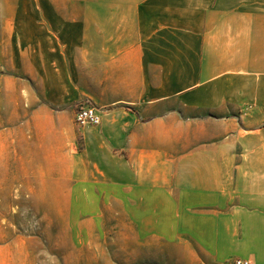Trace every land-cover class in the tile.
Instances as JSON below:
<instances>
[{
    "label": "crops",
    "instance_id": "obj_1",
    "mask_svg": "<svg viewBox=\"0 0 264 264\" xmlns=\"http://www.w3.org/2000/svg\"><path fill=\"white\" fill-rule=\"evenodd\" d=\"M34 7L0 24L3 186L44 169L30 149L90 100L102 124L66 165L70 213L114 219L137 264H264V0ZM11 252L0 264H28Z\"/></svg>",
    "mask_w": 264,
    "mask_h": 264
},
{
    "label": "rangeland",
    "instance_id": "obj_2",
    "mask_svg": "<svg viewBox=\"0 0 264 264\" xmlns=\"http://www.w3.org/2000/svg\"><path fill=\"white\" fill-rule=\"evenodd\" d=\"M85 1L88 0H0V24L3 20L17 18L19 3L26 5L28 18L29 15L33 18L41 13L35 10L37 4L57 2L65 5ZM83 106L97 107L87 100L63 112L59 121L60 133L52 141L54 146L45 145L43 156L35 155L30 149L27 162H36L44 169L21 171L7 186H3L4 173L0 172V245L11 246V256L17 260H26L28 264L138 263L131 260L129 237H123L122 230H114V219L77 217V213L68 211V194H77V190L81 192L82 189L68 178L66 165L74 157L77 167H82V132L93 128L81 127L74 121L76 112ZM98 109L102 113L101 108ZM52 148L57 151L55 154L50 153ZM99 189L95 187L91 191L95 194ZM118 241L124 245L117 247ZM125 244H128L127 250H124Z\"/></svg>",
    "mask_w": 264,
    "mask_h": 264
},
{
    "label": "built area",
    "instance_id": "obj_3",
    "mask_svg": "<svg viewBox=\"0 0 264 264\" xmlns=\"http://www.w3.org/2000/svg\"><path fill=\"white\" fill-rule=\"evenodd\" d=\"M76 123L81 126H100L102 124V113L95 106H83L75 114ZM232 264H257L247 259H236Z\"/></svg>",
    "mask_w": 264,
    "mask_h": 264
}]
</instances>
